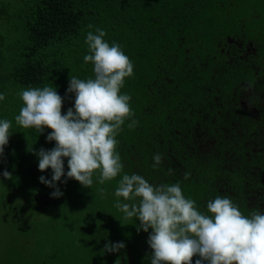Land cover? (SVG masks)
<instances>
[{
    "label": "trees",
    "instance_id": "16d2710c",
    "mask_svg": "<svg viewBox=\"0 0 264 264\" xmlns=\"http://www.w3.org/2000/svg\"><path fill=\"white\" fill-rule=\"evenodd\" d=\"M20 5L13 15L17 37L10 44L18 53L7 75L15 97L4 104L12 105V121L24 106L18 93L29 87L52 86L74 108L75 94H67L66 86L71 75L94 77L93 64L83 58L90 54L87 33L99 27L134 64L121 94L131 96L132 119L139 123L129 129L131 119L126 120L116 137L124 165L120 175L100 184L97 172L91 188L74 179L65 184V175L57 182L59 198L40 182L53 173L39 170L35 154L52 149L55 141L46 136L34 153L4 158L13 170L4 186L24 190L30 203L8 207L28 215L29 224L15 252L11 236V252H0V264H151L149 233L138 231L140 222L123 219L115 207L124 174H139L153 185L179 183L204 213L217 196L230 198L245 216L264 213V35L244 34L264 16L253 0H23ZM229 38L244 48L250 43L253 54L246 58L224 47ZM156 154L162 162L153 168ZM64 163L67 173V158ZM40 234L44 241L35 243ZM108 242L126 247L104 253Z\"/></svg>",
    "mask_w": 264,
    "mask_h": 264
},
{
    "label": "clouds",
    "instance_id": "9594fccd",
    "mask_svg": "<svg viewBox=\"0 0 264 264\" xmlns=\"http://www.w3.org/2000/svg\"><path fill=\"white\" fill-rule=\"evenodd\" d=\"M106 35L99 27L95 33H87L90 54L83 59L93 64L94 77L70 76L67 93H74L75 101L66 114H62L64 97L52 86L29 87L18 93L24 106L15 117L16 123L39 134L45 128L52 130L47 141H55V147L41 148L35 154L41 172L52 169L50 180L45 176L39 180L55 189L53 198L63 195L57 182L65 175V184L74 179L86 188H91L97 172L100 184L120 175L124 165L116 137L126 120L131 119L129 129L139 123L132 119L131 96L121 94L125 79L134 75V64L118 43L105 40ZM5 98L0 94V101ZM11 127V121L0 119V158L9 143ZM153 159L156 168L162 157L156 154ZM2 175L12 179L7 170ZM189 175L186 173L185 179ZM114 194L115 207L124 214L123 219L135 217L140 222L137 230L149 233L151 264H193L194 257H198L195 264H264V213L258 210L245 216L230 198L217 196L208 201L204 213L195 200L184 196L179 183L153 185L139 174H124ZM125 247L123 242H108L102 252L119 253Z\"/></svg>",
    "mask_w": 264,
    "mask_h": 264
},
{
    "label": "rangeland",
    "instance_id": "374dc122",
    "mask_svg": "<svg viewBox=\"0 0 264 264\" xmlns=\"http://www.w3.org/2000/svg\"><path fill=\"white\" fill-rule=\"evenodd\" d=\"M22 2L23 0H0V36L4 37L3 39L0 38V94H4L6 97L5 100L0 101V119H8L12 123L9 143L5 147L3 157L0 158V252L2 253H8L9 249H7V246L9 245L11 236H13V241L15 242L13 251H16L19 242L22 239H25L23 234L29 224L28 215L21 216L22 213L20 212H11L8 210V207L10 205L16 207L18 204L23 205L24 207L25 204L30 203V200H28L24 196V190H8L4 186L6 179L3 178L2 173L5 170H7L8 172L13 171L9 170L10 168L8 169L9 161L6 159H10L16 155H19L23 151L34 153L39 146V142L45 141V139L43 138H45L52 131L51 129L45 128L44 133L39 134L34 128H22L15 121L11 120L12 113L10 111L12 105L11 107L9 106V108L8 106L4 105L12 103V100L15 97V94H13L14 81L7 75L16 63L15 57L18 53V50L13 48L10 44L12 43V41L14 42L16 40L18 32L15 31L14 28L15 18L13 15H15L14 12L22 6L20 5ZM5 4H7L6 7H4ZM253 4L254 6H256L255 11L259 15L264 10V3L260 2L258 4L255 2V0H253ZM247 10L248 9H244V13H246ZM241 12L242 9L240 10V13ZM259 24L260 23L258 22L251 24V29H249V31L245 32L244 34L246 36H249L257 33L258 37L264 35V16H262L261 24ZM258 26H260L261 28H258ZM223 46L234 47L236 54L246 56V58L253 54L250 49V43H248L247 48L241 47L239 39L229 38L227 42L223 44ZM259 47H261L260 44ZM2 76H6L4 80L2 79ZM66 87L68 89L69 85H67ZM67 108V104L64 103L62 112ZM19 200H21L22 202H18ZM41 217L42 216H40V218ZM2 223H4L5 227L1 226ZM44 239L45 237L43 236V234H40V236L37 237L34 241L35 243H39L40 241H44ZM34 244H32V246H34ZM26 255H28V253H26Z\"/></svg>",
    "mask_w": 264,
    "mask_h": 264
}]
</instances>
